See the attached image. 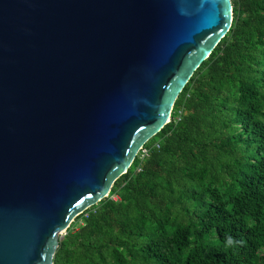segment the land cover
<instances>
[{"label":"water","instance_id":"95a60500","mask_svg":"<svg viewBox=\"0 0 264 264\" xmlns=\"http://www.w3.org/2000/svg\"><path fill=\"white\" fill-rule=\"evenodd\" d=\"M231 18L230 0H0V264H53Z\"/></svg>","mask_w":264,"mask_h":264},{"label":"trees","instance_id":"16d2710c","mask_svg":"<svg viewBox=\"0 0 264 264\" xmlns=\"http://www.w3.org/2000/svg\"><path fill=\"white\" fill-rule=\"evenodd\" d=\"M231 24L53 264H264V0Z\"/></svg>","mask_w":264,"mask_h":264},{"label":"rangeland","instance_id":"374dc122","mask_svg":"<svg viewBox=\"0 0 264 264\" xmlns=\"http://www.w3.org/2000/svg\"><path fill=\"white\" fill-rule=\"evenodd\" d=\"M65 232L61 233V236L64 234Z\"/></svg>","mask_w":264,"mask_h":264},{"label":"built area","instance_id":"2783aa9c","mask_svg":"<svg viewBox=\"0 0 264 264\" xmlns=\"http://www.w3.org/2000/svg\"><path fill=\"white\" fill-rule=\"evenodd\" d=\"M141 151V150H140Z\"/></svg>","mask_w":264,"mask_h":264}]
</instances>
